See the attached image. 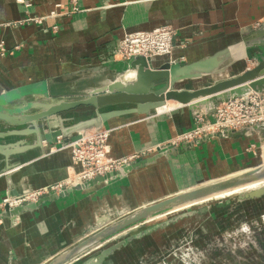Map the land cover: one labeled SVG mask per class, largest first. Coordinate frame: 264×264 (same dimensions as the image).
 <instances>
[{
  "label": "crops",
  "instance_id": "1",
  "mask_svg": "<svg viewBox=\"0 0 264 264\" xmlns=\"http://www.w3.org/2000/svg\"><path fill=\"white\" fill-rule=\"evenodd\" d=\"M29 1L32 7L26 9L17 0H0V46L5 50L0 56V98L81 71L102 68L107 70L103 76L109 77L127 70L129 63L115 57L124 37L163 27L176 31L175 49L171 57L154 59L155 68L167 62L194 64L229 49L236 74L255 68L264 54V0H77L80 11L74 14L69 0ZM53 12L58 17L49 18ZM35 18L45 20L39 25L31 21ZM134 79L135 74L125 78ZM52 88L65 94L83 90L77 85ZM174 111L175 115L155 122L129 116L103 128L110 132L106 144L112 160L159 146L169 153L166 157L21 217L10 220L0 215V264H49L137 210L255 167L256 146L264 130L163 147L195 123L193 112L176 103L173 110L165 108L157 116ZM64 144H43L13 159L11 167L0 156V203L9 198L11 183L13 193L22 197L72 178L79 168ZM164 235L169 234L161 232L155 241L134 245L118 256L116 264L140 263L155 252L154 243Z\"/></svg>",
  "mask_w": 264,
  "mask_h": 264
},
{
  "label": "water",
  "instance_id": "2",
  "mask_svg": "<svg viewBox=\"0 0 264 264\" xmlns=\"http://www.w3.org/2000/svg\"><path fill=\"white\" fill-rule=\"evenodd\" d=\"M262 47L264 48V45ZM153 60L136 57L128 61L127 70L120 73L115 71L109 77L103 76L107 70L99 68L53 78L40 86L6 94L0 98V156L9 166L13 159L39 149L43 144L53 146L59 143L64 144L68 140L77 142L98 134L107 123L114 119L138 116L155 122L169 118L177 111L164 115L162 118L157 116L158 111L164 109L168 103H176L181 109L188 108L193 112L194 117L200 112L211 116L220 103L244 98L250 94L262 96L264 93V54L254 69H244L228 77L221 76L199 88H188L187 85L202 83L207 77L212 78L214 75L219 76L235 64L236 60H233L229 49L189 65L167 62L155 68ZM128 72L135 73L133 81L125 80ZM52 85H77L83 90L80 93L65 94L63 90H53ZM257 130H264V127L248 129L245 132ZM168 154L158 148L154 158L124 166L116 172L74 186L60 194L17 208L5 206L0 214L1 218L10 220L18 218L73 192L89 190L102 183L124 178L128 173L153 164ZM8 181L11 182V178L8 177ZM262 182H264L263 164L233 177L144 207L109 224L49 264H116L118 256L130 251L134 245L165 232L170 227L176 225L184 227L186 222L197 217L201 220L207 218L210 223H213V227L215 223L218 224L215 236L207 235L210 237L208 246L215 244V247H212L214 249L209 252L213 254L211 258L206 252L208 254L206 264H264L263 235L259 238L256 234H242L237 231L230 234L229 239L224 238L226 242L222 243V237L229 230L227 222L238 218L234 214L236 212L231 202L227 206L215 208L212 211L204 207L183 213L167 221L147 226L114 242L115 237L148 219L175 211L204 198L246 189ZM10 188L9 198H18L17 194L13 193L12 183ZM263 201L264 188L250 190L238 199L239 203H245L244 206H247L248 210L257 206L254 204ZM262 205L264 206V203L259 207ZM226 209L230 211L222 212ZM237 222L234 221L232 225L236 226ZM199 229L208 230L199 223L191 230L198 234ZM238 236H240L239 239ZM141 263L143 260L139 264Z\"/></svg>",
  "mask_w": 264,
  "mask_h": 264
},
{
  "label": "built area",
  "instance_id": "3",
  "mask_svg": "<svg viewBox=\"0 0 264 264\" xmlns=\"http://www.w3.org/2000/svg\"><path fill=\"white\" fill-rule=\"evenodd\" d=\"M77 0H69L71 13L80 11ZM17 4L29 9L32 7L29 0H17ZM58 14L53 12L49 18H56ZM47 19V18H46ZM44 18L31 19L39 25ZM57 28H54L56 30ZM176 31L170 27L155 29L151 32H138L128 34L120 42L115 57L128 62L136 57L156 59L171 57L175 49ZM5 55L4 47L0 46V56ZM192 129L173 138L163 147L180 148L193 145L198 141L209 140L216 137H225L231 133L264 127V99L257 94L220 103L214 113L209 116L205 112L198 113ZM110 132L98 133L86 137L77 142L65 143L64 148L71 149L72 162L79 171L74 176L62 183L49 186L28 195L15 199L3 200L0 209L5 206L10 208L21 207L30 203H36L41 199L60 194L74 186L84 184L106 174L116 172L120 168L135 164L146 153L157 152V149L148 150L146 153L134 154L128 158L112 160L108 157L107 141ZM159 148L162 150L161 146Z\"/></svg>",
  "mask_w": 264,
  "mask_h": 264
},
{
  "label": "rangeland",
  "instance_id": "4",
  "mask_svg": "<svg viewBox=\"0 0 264 264\" xmlns=\"http://www.w3.org/2000/svg\"><path fill=\"white\" fill-rule=\"evenodd\" d=\"M250 64L251 62L248 63V65ZM251 69H254V68H251ZM210 82L211 80L206 79L200 84L207 85ZM106 132L108 131L102 130L100 133H106ZM256 147H257L256 148L257 153L254 159V162L252 163V165H255V167L253 168H256L262 164L264 165V132L261 134L259 144ZM156 155H157V152H152L149 154L146 153L145 156L141 157V160L139 159L138 163L144 160L154 158ZM262 188H264V186ZM250 190H256V188L242 190L235 194L223 196L224 198L222 197L220 199L213 198L212 200L208 202L199 201L198 203L193 204L191 206L183 207L182 209H179V210H176L170 213H166L155 219H152L151 221L144 222L142 224H139L136 227L126 230L125 231L126 233L124 232L121 235L115 237L114 242L121 240L124 237L128 236L127 232L135 233L139 230L144 229L146 226L158 224V223L167 221L175 216L181 215L183 213L196 211L204 207H207L210 209V211H212L215 208H222L224 206H227L229 202L234 204L233 209L236 212L234 214L237 215L238 218H234L233 220L227 222L228 223L227 229L229 230H227V232H225L226 233L225 236L222 237V243L226 242L224 238L229 239L230 238L229 235L237 231L242 232V234H245V233L256 234L258 235L257 237L262 238V235L264 237V234H262V232L264 233V206L263 205L261 207L259 206L262 203H264V201L254 204L257 206H255V208H251L250 210L247 209V206H244L245 203L238 202V199ZM2 202L0 203V205H2ZM228 209L222 210V212H226V211L229 212L230 210ZM3 210L4 209H0V211H3ZM234 221H238L236 226L232 225ZM198 223L200 224V226H204L208 230L206 231L204 229L201 231L199 229L198 234L197 232L192 231L191 229H193L195 225H197ZM217 227H218V224L215 223L213 227V223H210L207 218L204 220H201V219H198V217L195 219H192L189 222H186L184 227L178 226V225L170 227L169 229L165 230V233L169 235L162 236L158 241L154 243L155 252L146 256V258L143 259V263L141 264H206L207 258H208V254L206 252L208 253L211 252L212 251L211 249H214L212 247H215V244L211 245L210 247L208 246V241L210 238L208 236L209 234H214L215 236V231ZM203 231H205V233H203ZM155 237L153 236L151 238V241H155L153 240ZM239 238L240 236H238V239ZM212 255H213L212 253H209V258H211Z\"/></svg>",
  "mask_w": 264,
  "mask_h": 264
},
{
  "label": "bare ground",
  "instance_id": "5",
  "mask_svg": "<svg viewBox=\"0 0 264 264\" xmlns=\"http://www.w3.org/2000/svg\"><path fill=\"white\" fill-rule=\"evenodd\" d=\"M237 52H239V51H237ZM235 64H236V62H235ZM235 64H233L232 65V67L231 68H228L227 69V71H225V73H221L219 76H217V75H214V76H212V78L211 77H207L206 79L207 80H211V81H213V80H217V79H219V77H228V76H232V74H234V70L235 69H233V66L235 65ZM131 74H135L134 72H128V74L125 76V78L126 77H128L129 75H131ZM205 79V80H206ZM204 80V81H205ZM133 81V80H132ZM199 83V82H198ZM195 84H197V82L195 83ZM165 108H168V110L169 111H171V110H173L174 108H175V103H170L169 105H167ZM165 108L164 109H162V110H160V111H158V113H164L165 112ZM70 151H72L71 149H69ZM227 179V178H226ZM215 183V182H214ZM212 184V183H211ZM264 186V182H262V183H259V184H255V185H253V186H251V187H248V188H246V189H250V188H256V189H260V188H262ZM246 189H241V190H236V191H231V192H226V193H223V194H220V195H215V196H211V197H208V198H204V199H202V200H199V201H202V202H208V201H210V200H212L213 198H215V199H220V198H222L223 196H227V195H231V194H235V193H237V192H240V191H242V190H246ZM224 198V197H223ZM199 201H197V202H194L193 204H196V203H198ZM193 204H191V205H193ZM190 204L189 205H187V206H191ZM187 206H184V207H187ZM183 207H181V208H179V209H182ZM179 209H176V210H179ZM175 210V211H176ZM173 212V211H172ZM170 213V212H169ZM159 216H161V215H159ZM159 216H156V217H154V218H151V219H148L146 222H148V221H151L152 219H155V218H157V217H159ZM151 239V238H150Z\"/></svg>",
  "mask_w": 264,
  "mask_h": 264
}]
</instances>
